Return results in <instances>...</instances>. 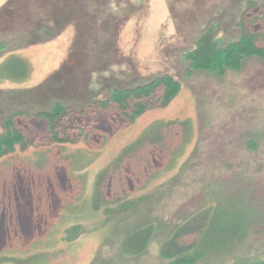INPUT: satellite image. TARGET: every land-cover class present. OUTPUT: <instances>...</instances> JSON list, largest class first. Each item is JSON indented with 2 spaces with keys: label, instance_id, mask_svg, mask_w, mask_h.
Here are the masks:
<instances>
[{
  "label": "rangeland",
  "instance_id": "obj_1",
  "mask_svg": "<svg viewBox=\"0 0 264 264\" xmlns=\"http://www.w3.org/2000/svg\"><path fill=\"white\" fill-rule=\"evenodd\" d=\"M254 2L248 19L264 18V0ZM244 3L0 0V63L16 54L29 66L24 80L0 76V137L15 111L32 115L14 119L29 145L0 156V264H174L161 255L164 241L211 210L210 233L185 264L264 258V58L249 56L221 75L191 70L184 59L213 21L224 42L237 39ZM162 75L179 91L132 121L80 110L105 101L111 87ZM56 103L78 115L85 135L72 127L73 142L47 140V121L35 114ZM157 121L167 149L147 144L122 156ZM100 185L106 203L95 210ZM146 224L153 238L127 256L123 236ZM198 236L184 237L186 249Z\"/></svg>",
  "mask_w": 264,
  "mask_h": 264
},
{
  "label": "trees",
  "instance_id": "obj_2",
  "mask_svg": "<svg viewBox=\"0 0 264 264\" xmlns=\"http://www.w3.org/2000/svg\"><path fill=\"white\" fill-rule=\"evenodd\" d=\"M258 9L254 0H245L242 11H240L238 26L239 36L237 39L224 42L220 36L221 27L219 23L214 21L209 23L195 38L193 47L184 53V59L189 63L191 70H200L204 72L224 74L226 69H237L242 64L244 58L249 56H258L264 58V18L258 15L251 20L248 19L250 12ZM255 25L256 31L250 26ZM262 44V45H261ZM29 66L27 62L16 54H11L0 63V76L5 79L21 81L28 77ZM105 101L98 103H86L80 110L83 112L85 107H99L100 110H114L119 115L130 119L131 121L141 114L145 107L152 102L159 101L165 105L179 91L180 85L172 77L162 75L142 84H135L128 88L111 87ZM71 110L66 109L60 103H56L51 111H44L35 114L36 118L47 121L45 136L48 141L54 143L73 142L70 137V128L78 129L79 134H84L82 128L75 123L78 115H71ZM71 115V116H69ZM32 117L26 110L15 111L8 118V131L0 137V156L5 152H13L15 145L26 148L29 142L26 136L18 129L14 123V119ZM65 119L67 124L65 123ZM162 122L152 123L124 153V157H130L136 153V148L143 145H153L155 150L163 151L167 149L165 145V134ZM187 120L181 121L185 131L184 139L188 137ZM85 135V134H84ZM165 148V149H164ZM106 173L102 176L105 178ZM105 180V179H104ZM103 180V181H104ZM99 205L95 210H99L106 203L103 190L100 187ZM208 217L203 216L202 220H197L189 226L179 225L172 234L164 241L161 247V255L163 257H173L174 264H185L188 251L195 248L204 236L211 230V214ZM180 227V228H179ZM179 229V230H178ZM198 234L199 239L196 244L188 249L184 237L191 234ZM155 234V226L146 224L136 227L123 236L121 240V250L127 256H137L141 254L148 246L150 240ZM189 262H192L191 260ZM247 264H264V258L249 261Z\"/></svg>",
  "mask_w": 264,
  "mask_h": 264
}]
</instances>
